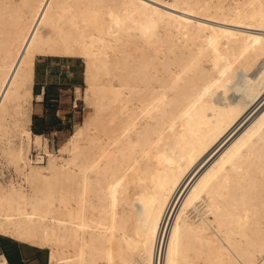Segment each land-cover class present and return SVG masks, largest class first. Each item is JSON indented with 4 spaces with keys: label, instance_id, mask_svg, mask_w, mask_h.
Returning <instances> with one entry per match:
<instances>
[{
    "label": "bare ground",
    "instance_id": "1",
    "mask_svg": "<svg viewBox=\"0 0 264 264\" xmlns=\"http://www.w3.org/2000/svg\"><path fill=\"white\" fill-rule=\"evenodd\" d=\"M21 1L0 0V236L49 264H264V83L232 98L264 0ZM38 57L85 63L92 113L55 153Z\"/></svg>",
    "mask_w": 264,
    "mask_h": 264
},
{
    "label": "rangeland",
    "instance_id": "2",
    "mask_svg": "<svg viewBox=\"0 0 264 264\" xmlns=\"http://www.w3.org/2000/svg\"><path fill=\"white\" fill-rule=\"evenodd\" d=\"M14 2L17 3V5H20L22 1L14 0ZM30 5L31 3L23 7V14L25 16H28L32 13V6L30 7ZM70 10L68 12V15L62 18L63 21L61 20V23L72 19L73 10ZM227 25L233 28L236 27L235 29L240 28L239 30L253 32L256 31L252 30L253 28H247L246 26L243 27L241 25ZM41 31L44 36L51 35L54 38H58L60 27L49 30L44 26ZM84 72L85 63L82 59L39 57L37 60L35 85L37 87H40V83L43 77L50 78V75L57 74L56 79L62 83V86L65 88L67 93V99L65 103H62V105L56 103V106L50 108V110L48 111L46 122L43 126L40 123L36 122L37 128H39L40 130L43 129L44 132H42L41 134L49 140L50 150L53 153H55L59 149V147L71 136V134H73L74 131L83 124L85 118L92 113L91 107L85 103V100H83L84 98L82 97L86 89V85L84 83ZM237 76L238 82L237 84H235V88H233L234 93L232 98L235 97L234 99L247 92L254 93L258 88H260V86L264 83V67L259 66L252 74L243 75L242 73H239ZM77 89L81 90L80 94L78 93ZM32 117H34V115H32ZM3 145L4 144L2 142L0 144V148ZM39 153L41 152L35 150L32 152L35 160L39 156ZM43 156L45 155L43 154ZM45 161H47V157L45 158ZM9 241L14 240L0 236V244L4 245L6 243H9ZM45 252L47 255L49 254L48 250H45Z\"/></svg>",
    "mask_w": 264,
    "mask_h": 264
},
{
    "label": "crops",
    "instance_id": "3",
    "mask_svg": "<svg viewBox=\"0 0 264 264\" xmlns=\"http://www.w3.org/2000/svg\"><path fill=\"white\" fill-rule=\"evenodd\" d=\"M39 58V57H38ZM35 61V76L33 85V95L35 99L32 104V115L40 119L47 118L48 111L51 107L56 106V103L62 105L67 99V93L62 83L56 79L57 74L50 75V78H42L40 87L35 85L36 81V63ZM51 58V57H44ZM56 58V57H52ZM66 58V57H57ZM77 59V58H75ZM35 87L38 88V92L35 93ZM41 97V99H37ZM33 124V117H31V129ZM33 132V131H32ZM34 134V133H33ZM42 135V134H34ZM5 257L7 262L4 264H49V254L47 255L45 250H41L27 244L20 242L9 241L6 244H0V258Z\"/></svg>",
    "mask_w": 264,
    "mask_h": 264
},
{
    "label": "trees",
    "instance_id": "4",
    "mask_svg": "<svg viewBox=\"0 0 264 264\" xmlns=\"http://www.w3.org/2000/svg\"><path fill=\"white\" fill-rule=\"evenodd\" d=\"M34 92L35 93L38 92V88L37 87H35ZM36 122L40 123L43 126L45 124L46 120L45 119H40V118L35 117V116L33 117L32 131H33L34 134H41L44 131H43V129L40 130L39 128H37Z\"/></svg>",
    "mask_w": 264,
    "mask_h": 264
},
{
    "label": "snow or ice",
    "instance_id": "5",
    "mask_svg": "<svg viewBox=\"0 0 264 264\" xmlns=\"http://www.w3.org/2000/svg\"><path fill=\"white\" fill-rule=\"evenodd\" d=\"M38 6L41 7V8H43V7H51L50 4H49V5H38ZM75 139H76V137H73V140H75ZM36 143H37V144H40L41 141H40L39 139H37ZM195 198H196V197H195V195H194V197L191 198V199H195ZM173 241H174V243L177 242V233H173ZM169 256H170V258H171V256H172V248H171V247L169 248ZM0 264H2V262H0ZM170 264H171V259H170Z\"/></svg>",
    "mask_w": 264,
    "mask_h": 264
}]
</instances>
